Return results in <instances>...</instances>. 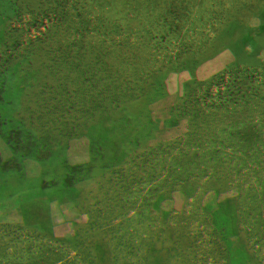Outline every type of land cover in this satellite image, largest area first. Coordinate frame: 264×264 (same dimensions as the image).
<instances>
[{"label":"rangeland","instance_id":"rangeland-1","mask_svg":"<svg viewBox=\"0 0 264 264\" xmlns=\"http://www.w3.org/2000/svg\"><path fill=\"white\" fill-rule=\"evenodd\" d=\"M94 1L8 0L0 17V264H264V2L260 41L249 1L206 41L234 62H209L222 80L201 101L177 77L100 70L156 44L127 14L90 36ZM184 1L162 39L185 57L203 14Z\"/></svg>","mask_w":264,"mask_h":264},{"label":"trees","instance_id":"trees-1","mask_svg":"<svg viewBox=\"0 0 264 264\" xmlns=\"http://www.w3.org/2000/svg\"><path fill=\"white\" fill-rule=\"evenodd\" d=\"M246 1L251 3L253 15L256 16V20L251 22V26L249 27V33L254 29L250 34L251 39H254L253 42L256 41V43L260 41L262 38L261 33L259 34V26L262 20L256 11L258 4L261 1L264 2V0H197L196 3L199 2V7L195 13L199 12L203 15L198 23H191L190 25L194 30L202 33L200 36L195 35L194 37L192 35L189 38L202 39L195 41L196 45L190 47V54L184 57L178 54V49L175 46L167 42L170 45L168 46L164 42L166 40L162 39V35L166 32L163 26L168 27L163 22L167 13L165 6L169 5L170 0H106V2L103 0L97 2L96 0L94 1L96 3L94 8L97 11L94 16L96 24L92 28L90 36L97 38L114 37L116 33L125 31L126 28L121 21H123V15L127 14L128 16L130 15L129 20L131 21L128 31L132 35L141 34L143 38L147 37L149 39L150 37H154L156 44L153 48H142L143 54L139 53V56L126 55L124 57L126 60L99 63V68L104 71L113 69L111 74L124 80V84L129 82L131 87L135 85L145 88L152 84L150 79L156 80L154 84H158L160 87V85L165 84L163 77H177L180 87L187 86L188 88L190 85L189 89L193 90L197 98L202 101L203 95L205 93L211 95L210 93L219 88L217 84L222 80L218 76L217 70L211 69L210 65L208 66L209 62H234L222 60L217 56L210 58L212 54L209 53L213 52L214 49L212 50L211 45L209 46V44L205 43L208 40H219L218 38L226 40L233 33L234 27L232 28L227 17L234 16L236 11L239 12V9L245 8ZM7 2L8 0H0V17L5 12L4 16L8 22L7 9L5 8ZM190 7L192 5L187 7L189 16L194 15V11L190 10ZM226 8L230 9L228 13L225 10ZM204 15H206L207 21L204 20ZM239 15L241 17L240 13ZM194 17L196 19L198 16L194 15ZM117 20L120 21L115 22ZM165 53L169 54V56H164ZM205 64L207 65L203 68ZM202 69L204 71L200 74L199 72ZM219 101L220 99L216 98L213 104ZM30 147L33 149V151L31 150L32 152L40 156H43L46 150L49 151L45 148Z\"/></svg>","mask_w":264,"mask_h":264}]
</instances>
